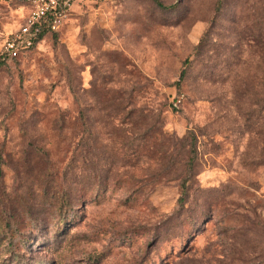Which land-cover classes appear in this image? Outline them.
<instances>
[{
    "label": "rangeland",
    "instance_id": "374dc122",
    "mask_svg": "<svg viewBox=\"0 0 264 264\" xmlns=\"http://www.w3.org/2000/svg\"><path fill=\"white\" fill-rule=\"evenodd\" d=\"M158 1L0 0V264H264V0Z\"/></svg>",
    "mask_w": 264,
    "mask_h": 264
},
{
    "label": "built area",
    "instance_id": "2783aa9c",
    "mask_svg": "<svg viewBox=\"0 0 264 264\" xmlns=\"http://www.w3.org/2000/svg\"><path fill=\"white\" fill-rule=\"evenodd\" d=\"M27 6L23 22L3 43V53L10 59L30 49L42 31H57L71 10L72 0H27Z\"/></svg>",
    "mask_w": 264,
    "mask_h": 264
},
{
    "label": "trees",
    "instance_id": "16d2710c",
    "mask_svg": "<svg viewBox=\"0 0 264 264\" xmlns=\"http://www.w3.org/2000/svg\"><path fill=\"white\" fill-rule=\"evenodd\" d=\"M155 1H156V3H157L160 7H165V6H164L161 2H159L158 0H155ZM50 33H53V32H52V31H46V30L42 31V32L39 34V36H38V38H37V40H36V43H35L32 47H34L36 44H38L46 34H50ZM16 58H17V57H16Z\"/></svg>",
    "mask_w": 264,
    "mask_h": 264
}]
</instances>
